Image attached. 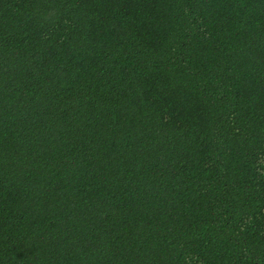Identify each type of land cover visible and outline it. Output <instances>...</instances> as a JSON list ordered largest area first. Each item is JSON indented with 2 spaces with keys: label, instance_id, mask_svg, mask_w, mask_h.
I'll list each match as a JSON object with an SVG mask.
<instances>
[{
  "label": "trees",
  "instance_id": "obj_1",
  "mask_svg": "<svg viewBox=\"0 0 264 264\" xmlns=\"http://www.w3.org/2000/svg\"><path fill=\"white\" fill-rule=\"evenodd\" d=\"M0 264H264V0H0Z\"/></svg>",
  "mask_w": 264,
  "mask_h": 264
}]
</instances>
